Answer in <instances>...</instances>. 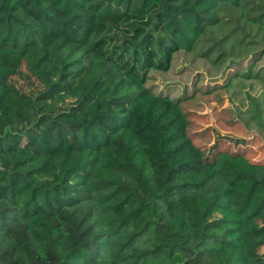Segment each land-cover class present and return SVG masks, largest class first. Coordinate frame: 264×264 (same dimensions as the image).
I'll return each mask as SVG.
<instances>
[{
    "label": "trees",
    "instance_id": "obj_1",
    "mask_svg": "<svg viewBox=\"0 0 264 264\" xmlns=\"http://www.w3.org/2000/svg\"><path fill=\"white\" fill-rule=\"evenodd\" d=\"M263 60L264 0H0V264H264V165L182 109Z\"/></svg>",
    "mask_w": 264,
    "mask_h": 264
},
{
    "label": "rangeland",
    "instance_id": "obj_2",
    "mask_svg": "<svg viewBox=\"0 0 264 264\" xmlns=\"http://www.w3.org/2000/svg\"><path fill=\"white\" fill-rule=\"evenodd\" d=\"M258 69H264V60L257 64L254 73ZM232 71L214 80L204 73L199 75L197 91L182 103L190 122L188 134L195 146L205 152L207 161L224 151L243 154L250 162L264 165V132L246 113L253 108L264 122V86L258 81L239 79L226 90L224 86ZM170 74L165 79L155 75L158 88H173L175 79ZM214 145L217 148L211 150Z\"/></svg>",
    "mask_w": 264,
    "mask_h": 264
}]
</instances>
